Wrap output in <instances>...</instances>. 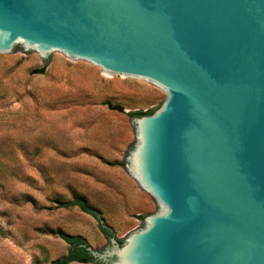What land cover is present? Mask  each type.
I'll use <instances>...</instances> for the list:
<instances>
[{"label":"water","instance_id":"water-1","mask_svg":"<svg viewBox=\"0 0 264 264\" xmlns=\"http://www.w3.org/2000/svg\"><path fill=\"white\" fill-rule=\"evenodd\" d=\"M21 46L166 92L125 163L161 211L94 259L264 264V0H0V55Z\"/></svg>","mask_w":264,"mask_h":264},{"label":"rangeland","instance_id":"rangeland-1","mask_svg":"<svg viewBox=\"0 0 264 264\" xmlns=\"http://www.w3.org/2000/svg\"><path fill=\"white\" fill-rule=\"evenodd\" d=\"M166 96L148 80L110 75L63 53L43 59L21 46L0 55V264L63 257L68 244L58 232L108 248L96 220L58 207L61 201L83 198L121 241L143 228L146 201L151 213L161 211L125 167L136 144L127 113L159 109Z\"/></svg>","mask_w":264,"mask_h":264},{"label":"trees","instance_id":"trees-1","mask_svg":"<svg viewBox=\"0 0 264 264\" xmlns=\"http://www.w3.org/2000/svg\"><path fill=\"white\" fill-rule=\"evenodd\" d=\"M43 71H44V67L40 69H36L33 72L43 73ZM107 105L112 110L123 112V109L117 105H111L110 103H107ZM155 110L153 109V110L145 111V112H142V111L129 112L127 113V115L130 118L134 115H137V116L150 115ZM58 207L60 208L77 207L81 212L90 215L92 218L96 220L99 231L102 233V235L107 240L111 235L114 234L111 227H109L108 225L104 223L103 219L100 216V212L97 209L89 206L85 202V200L81 197H76L68 201L58 202ZM143 218L144 216L140 217L141 220H143ZM58 236L66 244H68V250H67V253L63 257L52 261L50 264H69L72 262L100 264L96 259H94L91 253L87 250L88 243L83 237L77 236V235L76 236L67 235L62 232H58Z\"/></svg>","mask_w":264,"mask_h":264},{"label":"crops","instance_id":"crops-1","mask_svg":"<svg viewBox=\"0 0 264 264\" xmlns=\"http://www.w3.org/2000/svg\"><path fill=\"white\" fill-rule=\"evenodd\" d=\"M145 193H146V191H144ZM144 193V194H145ZM146 194H148V193H146ZM149 195V194H148ZM150 196V195H149ZM151 197V196H150ZM152 198V197H151ZM146 205H147V211H146V215H149V214H152L149 210H150V201H146ZM146 215H144V216H146Z\"/></svg>","mask_w":264,"mask_h":264},{"label":"clouds","instance_id":"clouds-1","mask_svg":"<svg viewBox=\"0 0 264 264\" xmlns=\"http://www.w3.org/2000/svg\"><path fill=\"white\" fill-rule=\"evenodd\" d=\"M117 255H118V253H117ZM118 264H119V262H118Z\"/></svg>","mask_w":264,"mask_h":264}]
</instances>
